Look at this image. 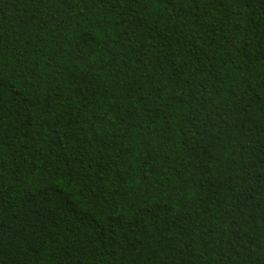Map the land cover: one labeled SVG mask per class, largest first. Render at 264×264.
Returning <instances> with one entry per match:
<instances>
[{
    "label": "trees",
    "instance_id": "16d2710c",
    "mask_svg": "<svg viewBox=\"0 0 264 264\" xmlns=\"http://www.w3.org/2000/svg\"><path fill=\"white\" fill-rule=\"evenodd\" d=\"M0 264H264V0H0Z\"/></svg>",
    "mask_w": 264,
    "mask_h": 264
}]
</instances>
